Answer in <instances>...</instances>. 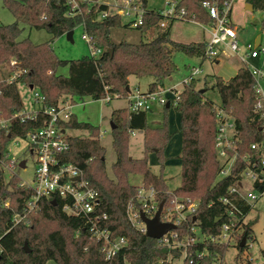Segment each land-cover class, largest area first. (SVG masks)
Here are the masks:
<instances>
[{"label": "trees", "instance_id": "obj_1", "mask_svg": "<svg viewBox=\"0 0 264 264\" xmlns=\"http://www.w3.org/2000/svg\"><path fill=\"white\" fill-rule=\"evenodd\" d=\"M81 2V0H79ZM146 7L147 0H140ZM175 1L176 8L185 9L184 17L198 23H210L209 12L203 7L202 0ZM253 9L264 11V0H245ZM15 16V22L0 24V121L7 120L5 126L0 124V160L6 159L8 145L14 137H25L26 134L43 126L49 116L39 110L34 118L22 120L14 114L23 110L17 84L23 83L38 89L44 96V106H56L62 100L80 99L85 96L93 100L103 99L107 92L113 97L126 98L129 91V76L138 78L150 76L153 81L148 91L162 89L164 80L178 70L173 52L181 51L189 56H205L204 42L182 43L170 38V29L166 28L151 41L132 42L113 40V29L129 26L122 23L120 15H110L98 20V11L93 7L88 13H76L69 0H4ZM163 18L159 9H147L144 23L137 28L141 33L153 26H159ZM174 20H171L169 26ZM29 25L36 29H46L53 39L70 30L81 27L91 36V42L102 49L98 57L89 55L76 59H62L50 42L34 43L29 37L21 38L23 27ZM264 30V18L261 20ZM112 49V53L110 52ZM12 60H16L14 65ZM6 64L9 70L3 71ZM68 66L69 74L57 72L61 66ZM23 70L16 81L9 83L8 75L15 70ZM197 78L184 86L180 98L174 106L181 114V131L183 134L181 168V185L169 190L163 174L151 170L148 158H130L129 145L133 131L144 134V150L157 153L160 161L164 160V149L171 137L168 124L162 129H154L148 123V111L129 112L128 108L115 109L111 113L113 148L117 159L113 164L114 176L106 172V149L101 143V130L87 121H80L72 113L68 121L60 120L59 125L66 131L79 129L87 135L76 136L66 133L69 148L60 154L61 162L77 165L84 171V176L100 192L101 210L109 215L108 225L115 236H125L127 247L123 248L111 260H106L100 253V242L90 239L83 229V220L68 215L62 209L63 200L41 197L37 205L30 209L27 200L33 196L30 187L20 184L19 177L12 175L5 180L0 165V264H178L171 258L183 257V251L170 248L155 238L148 237L136 229L127 214L129 202L137 208L141 203L137 197L139 187L131 183L130 173H140L144 186L156 191L157 200L164 201V209L171 205L173 194L199 198L196 219L201 230L209 235L220 232L221 221L226 207L220 201L231 185L237 181V175L245 167L240 159L233 172L218 178L220 162L215 149L217 108L231 114L236 121L238 133V152L249 150L250 144L264 139V118L255 111L259 96L255 91V78L249 67L243 64L237 73L228 80L220 76L214 78L210 87L197 88ZM209 88L217 90L220 103L206 97ZM172 105L164 106L167 113ZM159 131L161 134L157 135ZM158 145L149 149L151 142ZM163 167V166H162ZM107 173V174H106ZM264 189V187H263ZM8 202V205L5 203ZM248 212L253 205L241 204ZM18 213L22 219L14 220ZM192 217L181 222L178 227L180 239L187 235ZM258 216L243 223L230 243H219L211 240L196 242L187 249L183 264H212L223 259L228 249L235 244L239 254L249 246V241L256 240L254 225ZM80 233L76 235V231ZM246 237L244 247L239 244ZM28 243L30 251L24 248ZM200 252L206 255L200 256ZM239 254L236 259L239 258ZM263 260L255 264H264V248L261 250ZM191 259L193 261L191 262ZM237 264H254L250 258L241 259Z\"/></svg>", "mask_w": 264, "mask_h": 264}, {"label": "built area", "instance_id": "obj_2", "mask_svg": "<svg viewBox=\"0 0 264 264\" xmlns=\"http://www.w3.org/2000/svg\"><path fill=\"white\" fill-rule=\"evenodd\" d=\"M71 3L79 0H69ZM83 1V0H81ZM87 1V0H85ZM80 2V1H79ZM91 7L96 11L100 6L103 9L98 11L97 19H105L110 15H131L135 13L136 17L130 19L129 26L138 27L144 23V15L147 7L140 0H91ZM169 7L160 9L163 18L159 21V26H167V21L181 19L188 20L184 17L185 9H177L175 1L168 2ZM234 0H202L203 7L209 12L211 17L210 23H204V28L209 32V38L204 41L205 43V56L208 59L216 60L224 50L222 46L233 51L243 64L247 65L255 78V91L259 96L255 105L256 113H259L264 118V95L263 89L260 84L261 79L264 78L263 68L251 66L248 64L247 59L258 58L264 54V47H258L260 43L251 44L247 43L246 51L241 54L242 48L239 45L238 32L232 20L231 13ZM78 9V8H77ZM75 10V9H74ZM202 24V23H201ZM87 42L91 57H98L102 49L95 46L91 42V36L86 34ZM16 60H12L11 64L14 65ZM199 67H193L191 73L183 80V85H187L192 79L196 78L195 75L200 72ZM23 70H15L7 77V81L12 83L16 81L17 76ZM174 85L170 92L172 97L161 96L162 92L157 91H140L139 88H134L129 91L127 95L128 110L129 112L150 111L152 110V103L156 100L163 107L170 103L175 106L180 98L182 90ZM34 99L38 103L39 108L33 112H25L21 110L14 114L22 120L32 117L34 118L39 110H43L50 118L40 128L29 131L24 138L29 140V149L32 155L37 158L38 167L34 173V180L31 184L22 182L21 184L30 187L33 190V196L27 200V206L32 209L37 205L41 197L54 198L60 197L63 200L62 209L68 215L80 217L83 220V229L90 237L96 242H100V253L106 260H111L115 257L120 250L127 247L128 239L125 236H115L108 225L109 215L101 210L100 192L94 187L88 179L84 176V171L69 162H61L60 154L69 148L68 140L66 138V130L59 125L60 120L68 121L72 112L73 103L71 98H67L59 102L56 106L45 107L44 96L41 92L34 88ZM114 98L107 92L103 98L110 101ZM216 119V137L215 149L217 159L220 162V169L218 171V178L230 175L235 168L237 159L245 163V167L241 169L236 176L237 181L231 185L227 194L220 198V201L226 207L224 217H217L221 221V229L218 234L209 236L205 234L194 220L197 214V209L200 204V199L196 202L180 201V206L177 205L176 210L171 207L162 210L161 219L164 222H171L176 224L175 229H171L161 238L157 239L161 243L170 248H178L183 251V257L187 256V249L196 242H203L211 240L219 243H230L233 241L234 236L243 223L247 222L249 214L254 208V203L264 193V139L255 141L250 144V148L243 154L238 152V133L239 130L236 125L235 118L223 110L217 108ZM7 120L0 122L5 126ZM105 131H101L100 137L103 136ZM9 161V168L13 165V158L9 151L6 152ZM12 158V159H11ZM4 160H0V165L5 166ZM8 165V164H6ZM2 168V167H1ZM247 176V178H245ZM77 177H79L77 179ZM253 187L256 190L250 189ZM149 193L144 195L142 192L144 188L138 189L137 197L141 203L140 207L136 208L132 202H129L127 214L132 225L140 232L146 234V224L141 219V211L152 218L159 208L160 201L157 200L156 191L149 188ZM174 202L173 200L171 201ZM242 203L253 205V208L246 212ZM9 203L6 202L5 205ZM178 204V202H177ZM177 212H181L178 213ZM192 219L191 225L188 227L187 235L184 239H180L178 227L181 222ZM22 216L18 213L14 215L16 222L20 221ZM80 230H77V234ZM249 241V246H250ZM248 246V247H249ZM2 247L0 244V253ZM200 256L206 255V252H200ZM193 259H191V262Z\"/></svg>", "mask_w": 264, "mask_h": 264}, {"label": "rangeland", "instance_id": "obj_3", "mask_svg": "<svg viewBox=\"0 0 264 264\" xmlns=\"http://www.w3.org/2000/svg\"><path fill=\"white\" fill-rule=\"evenodd\" d=\"M91 0H83L81 2L75 1L72 2L73 9H77L76 13H88L89 8L91 7ZM96 1V0H93ZM170 0H148L147 5L149 8L163 9L169 7ZM246 3H243L242 0H234L231 17L238 28V39L239 45L242 48L241 54H244L246 51L247 43L255 44L257 35H261V42L258 47H264V30L261 27V20L264 18V11L258 9H250L246 6ZM121 16V15H120ZM136 15L134 12L131 15H123L122 23L127 24L130 19L135 18ZM15 16L11 10L6 7L4 0H0V24H11L15 22ZM23 27V32L21 38L29 37L34 43H43L50 42L55 53L62 59H76L90 54L89 44L87 42V37L83 32L82 28L79 26L74 30V40H68L66 34H63L55 39L53 35L46 29H36L30 27L29 25L21 24ZM201 28L195 24L188 22H177L173 26V36L175 40L184 39L194 40L198 37H201ZM166 30L162 26H153L147 32L141 33L137 27L133 26H122L113 29L112 38L115 41L120 40H129L132 42H141V41H151L159 33ZM181 42V41H180ZM221 50H224V53L220 56L221 61L216 63L213 59H203L200 56H189L181 51H174L173 58L178 66V70L173 73L172 78H166L164 80V85L162 89H157L155 91L162 92L161 96L172 97L170 89L177 85L179 90H182L185 85H183V80L191 73L193 67H199L201 69L195 77L198 79L197 88L205 89V87H210L214 82L216 76L222 77L224 80H228L237 73V69L240 66L241 62L237 58V55L227 49L225 46L221 47ZM247 62L251 66L263 68L264 70V54H261L257 59L249 58ZM10 68L9 64H6L3 67V71L7 72ZM58 73L63 75L69 74L68 66H61L57 69ZM236 72V73H235ZM207 77V79H205ZM136 77L131 78L132 87L136 85ZM138 88L140 91L146 92L149 90V84L153 81V77L146 76L139 78ZM263 95H264V78L260 82ZM21 99L23 101V111L33 112L39 108L38 103L34 99V87L30 89L26 84L18 83L17 84ZM137 88V87H135ZM206 97L212 99L215 103H220V96L217 90L209 88L205 91ZM75 101L77 106L74 107L77 117L80 121H87L96 126L100 127V130L105 133L101 136V143L106 149V173L108 176L113 177V164L117 159V154L113 148V134L111 128V113L116 108H123L128 106L127 98H117L114 97L110 101L104 99L93 100L88 96L80 99L76 97ZM85 101V103H82ZM164 107L158 102L154 101L152 103V110L148 111L147 118L148 123L154 129H162L160 127L165 126V122L168 124L171 137L167 143L166 148L164 149V160L163 162L159 160L157 153L145 151L144 149V134L142 131L132 132L130 137L129 152L131 158H142L145 155L148 158V163L151 167V170L163 174V177L166 179L168 188L170 191L179 187L181 185L182 177V168H181V153H182V143H183V134L181 131V114L176 110L174 106H171L167 113L163 109ZM5 119H2L0 122H3ZM159 132V131H157ZM66 133L76 136L87 135V132L79 129H68ZM160 135L161 133H156ZM149 149L151 147L158 145V141L151 142L149 144ZM8 151L10 155L15 158L12 162L13 165L9 168V158L6 155V159H3L5 166H1L5 180H8L12 175L19 177L20 184L22 182L31 184L34 180V173L38 167L37 158L31 154L29 149V140L24 137H14L11 139L8 145ZM12 159V158H11ZM26 161V166L21 167V161ZM8 164V165H6ZM163 166V167H162ZM247 178V176H245ZM129 179L131 183L137 185L139 188H144L142 192L144 195L149 193V188L144 186L143 176L140 173H130ZM22 185V184H21ZM250 189L256 190L253 187H248ZM260 196L254 203V208L249 214V218H254L258 216L257 222L254 225V231L256 234V240L250 243V246L239 254V249L233 244L225 254L223 259L213 261L212 264H237L241 259L250 258L252 262L259 263L263 260L261 250L264 248V193L261 195L259 191H256ZM189 199L192 202H196L199 198H190L173 194L171 205L172 210H176L177 205L180 206V201L189 202ZM178 202V204H177ZM181 213V212H177ZM76 235L77 231H76ZM186 237V236H185ZM239 254V258L236 259V256ZM174 262L178 264H183V257L180 258H171ZM48 264H51L50 262Z\"/></svg>", "mask_w": 264, "mask_h": 264}, {"label": "water", "instance_id": "obj_4", "mask_svg": "<svg viewBox=\"0 0 264 264\" xmlns=\"http://www.w3.org/2000/svg\"><path fill=\"white\" fill-rule=\"evenodd\" d=\"M247 7L250 8V9H253V6L249 3H247ZM74 30H70L66 33V36H67V39L68 40H71L73 41L74 40ZM110 52L112 53V49H110ZM31 88H33L34 86L31 85L30 86ZM127 90L130 91V87L127 86ZM202 91H204V89H202ZM167 107L170 106V103H167L166 105ZM115 126L112 124L111 122V128L113 129ZM131 158V157H130ZM20 166L21 167H25L26 166V161L23 160L21 161L20 163ZM79 177H77L78 179ZM53 203L54 204H57V200L54 199L53 200ZM163 206H164V201L160 202L159 204V208L158 210L156 211L154 217L152 218H149L147 217L143 211H141V219L145 222L146 224V235L148 237H151V238H155V239H159L161 238L164 234H166L168 231H170L171 229H175L177 226L176 224L174 223H171V222H164L162 221L161 219V213H162V210H163ZM196 219V217L194 218V220ZM218 220V219H217ZM246 243V237L244 236L242 238V241L240 242L239 246L240 247H244ZM24 248L25 250L28 252L30 251V248L28 246V243L25 242L24 244Z\"/></svg>", "mask_w": 264, "mask_h": 264}, {"label": "crops", "instance_id": "obj_5", "mask_svg": "<svg viewBox=\"0 0 264 264\" xmlns=\"http://www.w3.org/2000/svg\"><path fill=\"white\" fill-rule=\"evenodd\" d=\"M243 1V3H246L245 2V0H242ZM147 2H148V0H147ZM247 4V3H246ZM247 6V5H246ZM146 7H147V9H155V8H149L148 7V5L146 4ZM160 10V9H159ZM177 22H188V23H192V24H195V25H197V26H199L201 29V37L198 35V37L197 38H195L194 40H191L190 42H204V41H206L208 38H209V32L204 28V26H203V24H201V23H198V22H196V21H186V20H181V19H176V20H174L172 23H171V26H169V23H170V21H167V26H165V28H167V27H169V29H170V38L172 39V40H175L174 38V36H173V26L175 25V23H177ZM235 26H236V23H235ZM236 29L238 30V28H237V26H236ZM111 36H112V34H111ZM73 37H74V35H73ZM178 40H175V41H178V42H182V43H188L189 42V40H184V39H179V38H177ZM114 40V39H113ZM261 42V35H257V37H256V43H260ZM223 53H221L220 54V56L222 55ZM220 56L218 57V59H216L215 61H216V63H219L220 61H221V59H220ZM237 58L240 60V62H241V64H240V66L238 67V69L243 65V62L241 61V59L239 58V56H237ZM253 59H257V58H253ZM238 69H237V71H238ZM58 72V71H57ZM236 73V72H235ZM134 75H131V76H129V87H130V90H132V89H134L135 87H139L138 86V83H139V78L138 77H136V76H134V77H136L137 79L135 80L136 81V85L137 86H134V87H132V85H131V78L133 77ZM172 78V76L170 77V79ZM205 79H207V77L205 78ZM214 79V78H213ZM30 89H32L31 87H29ZM33 90V89H32ZM66 98H68V97H66ZM90 98V97H89ZM82 103H85V101H83ZM77 105H79V104H77V102H74L73 103V107H72V112L73 113H75L76 114V111H75V109H74V107L75 106H77ZM123 108H126V107H123ZM116 109H120V108H116ZM164 109V108H163ZM115 110V109H114ZM77 115V114H76ZM78 118V117H77ZM79 120V119H78ZM135 131H138V130H135ZM135 131H133L134 133L133 134H135Z\"/></svg>", "mask_w": 264, "mask_h": 264}]
</instances>
